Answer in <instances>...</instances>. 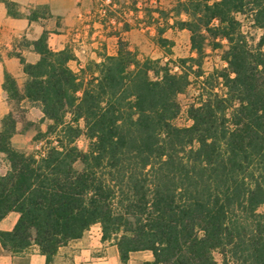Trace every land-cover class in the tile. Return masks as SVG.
<instances>
[{
	"label": "trees",
	"instance_id": "1",
	"mask_svg": "<svg viewBox=\"0 0 264 264\" xmlns=\"http://www.w3.org/2000/svg\"><path fill=\"white\" fill-rule=\"evenodd\" d=\"M4 3L11 17H24ZM172 12L194 54L175 62L140 59L122 42L116 56L76 72L73 50L50 49L47 32L22 43L40 60L17 54L23 91L5 75L14 112L0 131L9 164L0 176V223L19 215L12 231L0 230L5 251L22 256L37 245L51 264L100 224L124 263L150 251L156 264H219L216 254L224 264H264V0H179ZM240 17L262 32L256 45ZM208 48L221 52L225 68L205 73ZM193 87L192 124L178 127L179 96ZM24 100L40 109L39 122L27 119ZM32 128L31 142L45 146L29 152L15 141Z\"/></svg>",
	"mask_w": 264,
	"mask_h": 264
},
{
	"label": "crops",
	"instance_id": "2",
	"mask_svg": "<svg viewBox=\"0 0 264 264\" xmlns=\"http://www.w3.org/2000/svg\"><path fill=\"white\" fill-rule=\"evenodd\" d=\"M4 1L0 0V131L3 120L14 112L4 91L5 75L8 73L14 77L23 91L27 76L17 54L21 53L28 63H37L40 55L33 48L22 46V43L39 40L45 32L53 51L73 50L77 60L71 62L70 66L76 72L86 68L89 63H101L104 55L116 56L122 42L139 57L144 54L163 63L170 60L175 62L173 52L182 33L188 35L189 52L194 55L190 32L174 26L177 18L172 10L179 0L160 1V12L166 17L154 11L144 13V7L148 4L136 0H113V6L106 7L105 11L101 8L104 0H8L17 4L19 13L24 15L21 18L11 17ZM38 8L45 10V17L30 21L27 15ZM182 18L187 19L185 15ZM159 30H163L162 37L171 43L167 47L159 45ZM20 106L26 117L35 109L43 117L40 109L27 100ZM18 130H21L20 124ZM0 161L4 164L3 169L0 168L1 176L9 171V164L2 153ZM18 219L17 213L9 214L0 223V230L12 231ZM31 235L34 237L33 233ZM0 264H48V259L37 245L32 246L26 254L16 256L5 251L0 244ZM51 264L156 263L150 251L133 252L129 261L124 263L115 240H104L102 226L96 224L82 238L61 247Z\"/></svg>",
	"mask_w": 264,
	"mask_h": 264
},
{
	"label": "rangeland",
	"instance_id": "3",
	"mask_svg": "<svg viewBox=\"0 0 264 264\" xmlns=\"http://www.w3.org/2000/svg\"><path fill=\"white\" fill-rule=\"evenodd\" d=\"M143 2L148 4L147 7H144L143 12L144 13H151V11L160 13V1L161 0H136L135 2ZM153 7H152V6ZM152 7V8H150ZM241 20H243V30L244 32L248 35L249 37V41L251 42V44L256 45L260 39V37L262 36V32L258 31V30H254L251 29L250 27V23L243 17H240ZM189 38L188 35L185 33H182L179 37H178V42H177V48L176 51L173 52L174 55L176 56V60L182 59V58H187L190 57V52H189ZM169 50V49H167ZM166 50V51H167ZM264 50V48H263ZM208 54L209 56L206 58L205 63H204V71L206 74H211L214 73L216 70H222L223 68H225L227 65L226 63H224L221 59V52L217 51V52H213L212 49L208 48ZM152 56H156V54H153ZM146 58H151V55H149V57L145 56L144 54H142V56L140 57V59H146ZM152 59V58H151ZM156 60V59H154ZM218 90L220 91L221 89L218 88ZM195 95V87L190 88L188 90V92L186 94L180 95L179 96V102L181 104V113L178 116V118L174 121V124L178 127H189L192 122L189 120L188 115H187V111L189 106L193 103V98ZM27 119L31 120V121H35V122H39L41 119V113L35 109L32 111V113L27 117ZM46 125L47 123H44L42 125V129L45 130L46 129ZM36 128H32L31 132H29L28 134L17 138L15 141L16 146H18L19 148L25 149L29 152L32 151H39L41 150L45 144H33L31 142L32 136L35 133ZM77 145L79 146V148L81 150L86 151L88 149V140L84 137H82L81 139H79ZM3 162L0 161V168L3 169ZM78 168H81V165L78 164L77 165ZM264 208H261L259 210V212H263ZM216 258L219 261V264H224L223 262V258L220 254H216ZM228 264H236L235 262L229 260Z\"/></svg>",
	"mask_w": 264,
	"mask_h": 264
},
{
	"label": "built area",
	"instance_id": "4",
	"mask_svg": "<svg viewBox=\"0 0 264 264\" xmlns=\"http://www.w3.org/2000/svg\"><path fill=\"white\" fill-rule=\"evenodd\" d=\"M113 6V0H104L103 6L101 7L103 11L106 10V7Z\"/></svg>",
	"mask_w": 264,
	"mask_h": 264
}]
</instances>
